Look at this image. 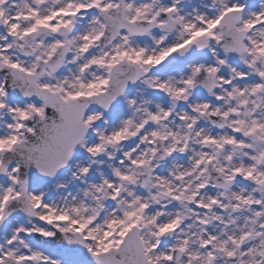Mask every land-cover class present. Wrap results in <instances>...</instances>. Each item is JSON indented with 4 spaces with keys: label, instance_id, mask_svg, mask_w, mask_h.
I'll return each instance as SVG.
<instances>
[{
    "label": "snow or ice",
    "instance_id": "1",
    "mask_svg": "<svg viewBox=\"0 0 264 264\" xmlns=\"http://www.w3.org/2000/svg\"><path fill=\"white\" fill-rule=\"evenodd\" d=\"M0 264H264V0H0Z\"/></svg>",
    "mask_w": 264,
    "mask_h": 264
}]
</instances>
